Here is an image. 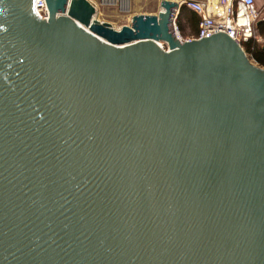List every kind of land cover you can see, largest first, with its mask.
Segmentation results:
<instances>
[{
    "label": "water",
    "instance_id": "1",
    "mask_svg": "<svg viewBox=\"0 0 264 264\" xmlns=\"http://www.w3.org/2000/svg\"><path fill=\"white\" fill-rule=\"evenodd\" d=\"M35 3L0 0V264H264V68L175 1Z\"/></svg>",
    "mask_w": 264,
    "mask_h": 264
},
{
    "label": "built area",
    "instance_id": "2",
    "mask_svg": "<svg viewBox=\"0 0 264 264\" xmlns=\"http://www.w3.org/2000/svg\"><path fill=\"white\" fill-rule=\"evenodd\" d=\"M179 5L181 10L176 16L175 23L186 11L200 19L197 35L186 41L226 33L244 48L250 41L259 40L256 26L264 22V5L258 6L256 0H183ZM35 11L41 19H49L46 0H36ZM241 17L245 19V23H240ZM175 27L179 35L177 25Z\"/></svg>",
    "mask_w": 264,
    "mask_h": 264
},
{
    "label": "rangeland",
    "instance_id": "3",
    "mask_svg": "<svg viewBox=\"0 0 264 264\" xmlns=\"http://www.w3.org/2000/svg\"><path fill=\"white\" fill-rule=\"evenodd\" d=\"M89 1L96 7V18L99 21L109 23L114 29L120 30L124 26H129L131 24V19L134 15H157L161 10V2L163 0H128L129 5H126L123 0H114V2L113 0H108L107 3H104V0ZM182 1L183 0H178L180 3ZM263 1L264 0H262V2ZM256 2L259 5V1L257 0ZM187 12L188 11L182 14L181 19L178 20L179 22H176L177 27L181 25L184 27L183 32L179 30V36L184 41L190 38V27L188 26L185 16ZM257 43L261 47H264V39L257 40ZM162 45L166 47L164 44Z\"/></svg>",
    "mask_w": 264,
    "mask_h": 264
},
{
    "label": "trees",
    "instance_id": "4",
    "mask_svg": "<svg viewBox=\"0 0 264 264\" xmlns=\"http://www.w3.org/2000/svg\"><path fill=\"white\" fill-rule=\"evenodd\" d=\"M187 15L188 16L190 15V16L187 17ZM185 16H186V21L188 23V26L190 27V31H191L190 33L197 35L198 29H199V24H200V19L198 17L194 16L191 12H187V14ZM180 19H181V16L179 17L178 20H180ZM263 23L264 22H262V24ZM261 25L258 26V30L260 32V35L262 37H264L263 31L260 30ZM178 29L182 32L184 31V27L182 25L178 26ZM244 49L252 61H254L260 67L264 68V47H261L257 43V41L252 40L249 43H247L246 45H244Z\"/></svg>",
    "mask_w": 264,
    "mask_h": 264
},
{
    "label": "crops",
    "instance_id": "5",
    "mask_svg": "<svg viewBox=\"0 0 264 264\" xmlns=\"http://www.w3.org/2000/svg\"><path fill=\"white\" fill-rule=\"evenodd\" d=\"M178 1V0H177ZM257 1V0H256ZM259 1V5L258 6H263L264 5V1L262 2V0H258ZM187 17H189L188 15H187ZM262 24V22H260V23H258L257 24V26H256V32H257V35H258V37H259V39H264V37H262L261 35H260V32H259V30H258V26L259 25H261ZM260 30H262L263 31V33H264V23L260 26ZM191 32V31H190ZM192 36H195V34H192V33H190V37H192Z\"/></svg>",
    "mask_w": 264,
    "mask_h": 264
},
{
    "label": "bare ground",
    "instance_id": "6",
    "mask_svg": "<svg viewBox=\"0 0 264 264\" xmlns=\"http://www.w3.org/2000/svg\"><path fill=\"white\" fill-rule=\"evenodd\" d=\"M115 1H116V0H115ZM117 1H118V0H117ZM123 1L126 3V5H129V4H128V0H123ZM103 2H104V3H107L108 0H104ZM103 2H102V3H103ZM113 2H114V0H113ZM129 2H130V1H129ZM175 2H178V1H175ZM178 3H180V2H178ZM113 4H114V3H113ZM241 16H242V12H241ZM240 23H245V19H244L243 17L240 18Z\"/></svg>",
    "mask_w": 264,
    "mask_h": 264
}]
</instances>
